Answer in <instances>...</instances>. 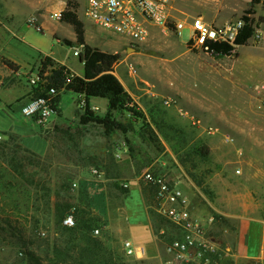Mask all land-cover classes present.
<instances>
[{
  "label": "rangeland",
  "instance_id": "374dc122",
  "mask_svg": "<svg viewBox=\"0 0 264 264\" xmlns=\"http://www.w3.org/2000/svg\"><path fill=\"white\" fill-rule=\"evenodd\" d=\"M84 3L85 0H0V5L13 10L20 29L9 47L33 62L25 72L0 67V89L14 91L17 96L6 105L9 110L0 108V129H5L0 130V142L9 141L5 132H17L23 144L35 150L44 149L43 137L48 141L47 152L39 155L23 151L16 135L14 142L3 149H18L16 169L0 155V264H51L54 249L65 236L61 235L56 217L62 208L58 213L63 216L73 211L74 217L76 214L80 218L83 213L90 218L89 229L79 227L74 231L72 257L76 261L183 264L166 251L176 231L157 211L154 188L142 174L149 169L164 175L180 188L189 207L197 204L208 208L216 217L213 222L218 220L209 230L210 237L217 241L221 240L218 229L225 222L215 207L239 208L237 202L253 197V210L260 211L259 202H264V173L259 171L260 143L264 142L259 139L264 135V43L251 37L247 44L237 47L234 55L215 57L193 45L189 26L177 31L173 22L202 15L212 26L222 27L247 15L250 0H170L168 28L151 27L146 40L131 49L120 35L94 26L98 30L93 33L111 44L88 41L93 48L120 54L112 72L133 98L138 114L125 109L112 111V117L124 129L106 133L100 124L80 123L84 108L78 105V95L61 90L60 114L53 115L50 123L40 128L21 113L22 95L29 87L27 78L40 65L36 60L52 50L56 57L79 69L81 63L73 50L81 48L65 44L67 37L59 32L54 38L45 30L37 31L28 24L29 18L37 13L49 16L69 6L84 19L88 36L92 26L82 13ZM258 7L264 9V0L254 6L253 14H248L254 18L255 30L261 28L264 19L256 13ZM61 27L67 30L72 26L67 23ZM3 47L0 44V52ZM127 62L134 64V73L129 72ZM164 96L175 97L203 126L233 135L241 155L217 134L205 133L174 107L164 106ZM97 102L100 107L92 111L103 117L108 108L102 100ZM251 135L257 139H250ZM204 148L207 154H202ZM237 168L240 174L235 172ZM134 183L143 196L152 232L156 227L163 230L153 232L157 244L153 256L125 254L117 229L118 209ZM107 210L117 227L107 219ZM78 223L81 226L82 222ZM93 225L99 228L98 234L91 232ZM41 231L46 234L42 236ZM90 239L98 241L96 248ZM89 241L91 251L85 252Z\"/></svg>",
  "mask_w": 264,
  "mask_h": 264
},
{
  "label": "built area",
  "instance_id": "2783aa9c",
  "mask_svg": "<svg viewBox=\"0 0 264 264\" xmlns=\"http://www.w3.org/2000/svg\"><path fill=\"white\" fill-rule=\"evenodd\" d=\"M170 8V0H85L82 13L88 21L101 30L120 35L128 48L131 49L146 40L151 27H159L162 30L168 28L171 19ZM50 17L59 20L60 11L52 12ZM28 24L37 31L43 30L38 15H32ZM173 25L177 31L182 30L186 25L189 26L193 45L207 50L208 46L205 44L207 40L232 43L238 29L242 26V20L239 19L222 27H214L204 21L201 16H195L190 21H174ZM252 38L264 43V31L256 29ZM78 47L81 48V45ZM80 50L74 48L73 55L79 57ZM127 68L130 73L135 72L132 62H127ZM27 81L32 90L37 88L41 94H32L21 105V113L31 117L40 128H45L53 115L58 116L59 107L56 98L61 89L44 85L45 80L39 76L38 71L29 76ZM162 103L166 107H174L181 116L188 118L192 124L202 127L205 133L217 134L224 143L231 145L236 153L241 155L242 151L230 133L220 131L217 127L203 126L200 120L190 116L173 96H164ZM78 105L85 108L84 95H78ZM90 109L94 110L98 107L94 106ZM235 172L240 174L241 169L237 168ZM142 177L154 188L157 211L178 230V235L166 246V251L171 254L172 258L183 264H222L224 251L221 245L208 236L207 222L193 214L176 183L149 169L143 172ZM209 221L211 222L212 219ZM62 224L67 227L74 226L73 211L64 216ZM98 233L99 228L95 227L93 234ZM40 234L44 236L46 233L41 231ZM123 250L127 255L144 254L142 247H135L129 240H123Z\"/></svg>",
  "mask_w": 264,
  "mask_h": 264
},
{
  "label": "crops",
  "instance_id": "0c3cea01",
  "mask_svg": "<svg viewBox=\"0 0 264 264\" xmlns=\"http://www.w3.org/2000/svg\"><path fill=\"white\" fill-rule=\"evenodd\" d=\"M262 1L263 0H261V2L257 5H261ZM256 10L257 14H261V16L264 17V9H262V7H258ZM0 15L2 18L0 20H4L0 21V44L4 46L0 52V56L6 57L15 62L18 65V72H25L33 62H29L28 56L25 58L19 56L17 52L13 51V48L9 47V44L12 42L13 38L19 36L20 29L15 24V19H17V17L13 10L6 7V5H0ZM37 15L39 17L41 25L43 26V30L47 31L52 37L55 38V34L58 35L59 32L61 33V35H65L67 39H70L72 41L75 39V33L72 27H69L67 30H64V28L61 27L62 24L67 23L56 22L55 19H52V17L50 18V15L48 16L42 13H37ZM79 17L84 24V38L88 44H90L88 41L89 39H92L97 43H105L107 45L111 44L110 42L101 39L99 35L93 33H97L96 30L98 29L96 28V30H94L95 25H93L91 22L90 23L92 29L89 32L90 34H88L87 36L85 21L80 15ZM260 26L261 28L259 29L264 31V19ZM65 32H67V35L64 34ZM56 40L57 42H61L60 37H56ZM118 44V42L114 43V45ZM99 50L109 52L104 48H101ZM41 56H50L55 63L65 65L72 73L76 75H82L83 73V63L81 61V67L79 69H76L73 65L69 64L63 59L56 57L52 50H50V52H44ZM40 57L38 60H36L38 63L42 59H40ZM0 67L4 68L6 71L9 70L13 72L9 68H7L1 61ZM28 86L29 87L22 95L24 97L21 102L22 104L25 103L33 94V90L31 89L30 85ZM16 97L17 96L14 91L0 89V108L7 110L8 106L6 105L12 103V101H14ZM97 100H102L105 107L108 104V101L105 98L90 97L88 101L90 107H100ZM92 101H94V103H92ZM60 112V108H58V114H60ZM15 134L19 137L22 146L27 148L28 150L39 155H43L47 152L48 141L45 137H43L45 139L44 149L35 150L23 144L20 135L17 132H15ZM251 136L252 137H250V139H257V137H254L256 135ZM259 139L264 140V135H260ZM259 171L264 173V142L260 143ZM254 204L255 202L253 200V197H249L248 201L244 199V201H240L239 203L237 202V205H240L239 208L221 209L219 207H215L214 210L224 216L223 221L225 223L223 224L222 228L218 229V237H221V240L217 241L216 239H213L212 237L211 238L219 243L224 251L222 257L223 264H264V202L262 200L259 202V212L253 210L255 206ZM190 207L195 216L199 217L204 222H207L208 236L210 237L209 230H212L211 227L214 224H217L218 220L216 219V221L213 222L216 217H214L210 210H208V208H205V206L192 204ZM110 213L111 212L107 210V219L110 220V223L114 227H117ZM118 213L120 214V217L118 218L117 222H119L120 226H118L117 229L119 230L118 232L121 235V238H123L122 247L123 240H129L135 247H142L144 250V254H147L148 256L155 255L157 252L155 236L147 222V212L144 206L143 196L135 183L131 186L129 195L123 199L121 207L118 209ZM209 219H212V221L210 222Z\"/></svg>",
  "mask_w": 264,
  "mask_h": 264
},
{
  "label": "trees",
  "instance_id": "16d2710c",
  "mask_svg": "<svg viewBox=\"0 0 264 264\" xmlns=\"http://www.w3.org/2000/svg\"><path fill=\"white\" fill-rule=\"evenodd\" d=\"M260 2L261 0H250V7L246 10L247 15L242 16V26L238 29L232 43L228 41L207 40L205 44L208 46V48L204 51L215 57L231 56L236 53L238 46L247 44L248 40L253 36L255 31L254 18L249 17L248 14H253L255 12L254 6ZM60 20L70 24L75 33V39L73 41L67 38L64 39L65 44L69 46L81 45L79 59L83 63V73L82 75H76L72 73L65 65L55 63L50 56H44L41 59L40 65L38 67L39 76L45 80L44 85H50L57 89L69 90L76 94L84 95L86 106L84 108V112L79 116L80 123L86 124L89 122H94L100 124L106 133L124 129L122 124L112 117L111 112L117 109H125L132 114H138V112L134 108L133 98L112 72L114 63L120 59V54L118 52L102 51L93 48L90 44H88L84 38V24L78 17L75 9H71L69 6H67L60 12ZM0 61L13 72L18 70V65L8 58L0 56ZM105 65L107 68H105ZM39 94H41V92L37 88H34L33 95ZM90 97H100L107 99L108 110L103 117L95 115L92 109H90V105L88 103ZM56 99L58 100V96ZM5 134H7L9 141L0 142V155L5 158V161H7L10 166L16 169V165L19 164L17 155L18 149H9L7 152H3V149L7 144L13 143L17 136L10 132H5ZM22 150L25 152H30L25 147H23ZM201 152L202 154H207L208 149H201ZM61 210H64V208L59 209L58 211ZM58 211L56 213V217L58 218L57 223L62 227L61 235L65 233V236L59 246L55 247V258L51 264H84L82 263L83 261H76V258L72 257L74 247L76 246V243L73 240V235L74 231H77L79 227L83 231L89 229V225H91L90 218H85L83 213L80 218L75 214L74 226L67 227L62 224V219L64 218L65 214L63 216L62 214H59ZM78 221L82 222L81 226H79ZM97 225H93V227H91V232L95 227H97ZM173 228L172 231L175 230V235L177 236L178 230L175 226H173ZM160 230H162V228L156 227L153 232L154 234H157L160 232ZM173 237L174 235L172 238ZM90 240H92L94 244L93 246L96 248L98 241L96 239ZM90 244L91 241H89L83 251H91V249H88V247L91 246ZM98 249L100 250L101 248L99 247ZM108 263L112 264L110 262ZM108 263L104 262L100 264Z\"/></svg>",
  "mask_w": 264,
  "mask_h": 264
},
{
  "label": "water",
  "instance_id": "95a60500",
  "mask_svg": "<svg viewBox=\"0 0 264 264\" xmlns=\"http://www.w3.org/2000/svg\"><path fill=\"white\" fill-rule=\"evenodd\" d=\"M105 68H107V66L105 65Z\"/></svg>",
  "mask_w": 264,
  "mask_h": 264
}]
</instances>
